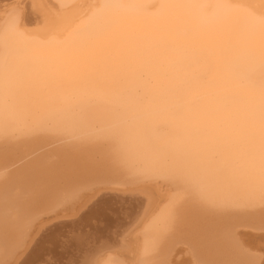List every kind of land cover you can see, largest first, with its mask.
I'll return each mask as SVG.
<instances>
[{
	"label": "bare ground",
	"instance_id": "obj_1",
	"mask_svg": "<svg viewBox=\"0 0 264 264\" xmlns=\"http://www.w3.org/2000/svg\"><path fill=\"white\" fill-rule=\"evenodd\" d=\"M203 0H0V50L24 66L23 92L41 100L36 132L0 137V260L16 264H241L264 259V207L209 208L189 193L161 235L169 176L185 152L214 165L243 156L242 100L248 89L243 13L166 9ZM252 6L264 0H227ZM124 4L134 7H100ZM151 7H141V5ZM95 5V7H93ZM29 37L9 28L12 18ZM119 19L120 28L98 40ZM170 21L167 29L161 26ZM210 26V28H209ZM185 29L222 38L211 55ZM53 37L68 41L61 49ZM38 59L32 61L30 57ZM31 123L28 111L21 126ZM119 125L122 162L115 139ZM141 171L155 173L143 179ZM235 234L251 257L231 242ZM19 242L17 250L14 245Z\"/></svg>",
	"mask_w": 264,
	"mask_h": 264
},
{
	"label": "snow or ice",
	"instance_id": "obj_2",
	"mask_svg": "<svg viewBox=\"0 0 264 264\" xmlns=\"http://www.w3.org/2000/svg\"><path fill=\"white\" fill-rule=\"evenodd\" d=\"M95 7V5H93ZM100 7L126 8L132 5L101 4ZM141 7H151L145 4ZM160 8L166 9H228L243 13V17H236L234 21L243 22L247 38L250 42L248 50V77L246 83L239 87L248 89L247 96L242 100L243 126L232 128L234 137L241 133L248 141L247 152L243 156L228 160L221 158L214 165L196 151L185 152L183 158L177 160L170 169L169 176L179 182L183 187L168 197L167 207L161 224V235H166L174 227L175 209L180 201L189 193H195L209 208L219 209L239 203H254L258 198L259 204L264 207V3L259 5L261 11L256 14L252 6L243 3H230L227 0H203L198 3H161ZM170 21H166L161 28L167 29ZM119 19L109 22L108 28L98 32L92 40L105 38L110 31L120 28ZM210 28V26H209ZM13 32L21 40L31 37L20 27V19L13 17L11 24L5 31ZM185 37L201 41V50L209 55L223 42L222 38H214L210 34L204 35L202 31L191 32L185 29L180 33ZM61 49L67 47L68 41L52 38ZM34 62L36 56L30 57ZM24 66L19 55L8 46L3 45L0 50V137H8L17 132H36L44 121L41 110V100L33 99L24 94ZM28 111L31 123L24 122L21 126L22 113ZM113 137L116 142V153L122 162L123 145L120 140L119 125H111L106 130H100ZM143 179H151L155 174L149 171L139 173ZM232 244L244 255L251 257L249 250L245 249L235 234L229 233ZM14 247L19 250L20 243ZM0 264H16L13 260H0ZM111 264V262H106ZM136 264H159V262L139 259ZM241 264H257L254 259H247ZM264 264V259L260 261Z\"/></svg>",
	"mask_w": 264,
	"mask_h": 264
}]
</instances>
